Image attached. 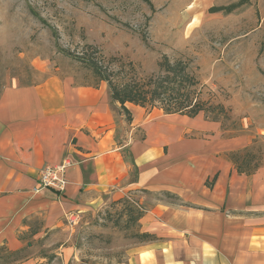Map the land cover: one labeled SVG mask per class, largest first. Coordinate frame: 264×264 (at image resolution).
I'll return each instance as SVG.
<instances>
[{
  "label": "crops",
  "instance_id": "obj_1",
  "mask_svg": "<svg viewBox=\"0 0 264 264\" xmlns=\"http://www.w3.org/2000/svg\"><path fill=\"white\" fill-rule=\"evenodd\" d=\"M118 106L104 81L51 75L2 90L0 247L18 250L103 199L146 190L179 202L145 208L139 232L155 239L107 264H264V165L239 173L229 159L250 139L132 103L127 121ZM64 159L66 188L34 192L39 170Z\"/></svg>",
  "mask_w": 264,
  "mask_h": 264
},
{
  "label": "rangeland",
  "instance_id": "obj_2",
  "mask_svg": "<svg viewBox=\"0 0 264 264\" xmlns=\"http://www.w3.org/2000/svg\"><path fill=\"white\" fill-rule=\"evenodd\" d=\"M236 1L0 0V93L7 86L37 83L51 75L80 84L98 82L60 47L103 56L114 69L123 65L120 76L125 79L131 75L128 63L138 77H145L159 72L164 56L170 62L181 60L202 83L200 97L224 107L214 121L219 132L249 138L252 163L262 166L264 0H248L230 13L209 10ZM197 116L207 119L203 113ZM133 136L140 134L135 131ZM159 200L179 202L146 190L103 199L73 214L72 221L65 220V229L30 238L22 252L0 258V264L122 262L127 250L142 242L136 215ZM38 224L34 222L36 228Z\"/></svg>",
  "mask_w": 264,
  "mask_h": 264
},
{
  "label": "trees",
  "instance_id": "obj_3",
  "mask_svg": "<svg viewBox=\"0 0 264 264\" xmlns=\"http://www.w3.org/2000/svg\"><path fill=\"white\" fill-rule=\"evenodd\" d=\"M247 2L248 0H238L228 5L212 6L209 10L210 12L223 11L230 13ZM53 34L57 36L55 30ZM88 46L91 49L98 50L91 44ZM60 51L85 65L95 75L98 82H106L111 103L119 104L117 109L125 115L127 121H131L132 116L125 103H132L144 108H159L165 114L176 113L195 117L199 113H203L211 121H219V116L225 112L220 103H212L200 97L202 83L188 70V64L181 60L170 62L164 56L159 63V72L145 77H138L135 67L128 63L127 70L131 75L128 79H125L120 76L123 65H120L121 67L118 69H114L110 67V61H104L103 56L93 58L83 52L73 53L61 47ZM229 159L239 173L250 174L259 166L258 161L252 163L255 158L250 146L230 152ZM161 194L173 197L169 192ZM142 213L143 211L140 210L135 219L138 220ZM138 235L142 242L155 239V236L148 232H139ZM23 248L9 251L5 250L4 247H0V258L8 259L10 256L22 252ZM1 252L7 253L3 256Z\"/></svg>",
  "mask_w": 264,
  "mask_h": 264
},
{
  "label": "built area",
  "instance_id": "obj_4",
  "mask_svg": "<svg viewBox=\"0 0 264 264\" xmlns=\"http://www.w3.org/2000/svg\"><path fill=\"white\" fill-rule=\"evenodd\" d=\"M70 165L68 159H64L61 163L55 165H44L38 172L37 185L33 188L34 192H38L43 188H52L63 191L68 183L66 178V170ZM76 215H71L69 220L72 221Z\"/></svg>",
  "mask_w": 264,
  "mask_h": 264
}]
</instances>
